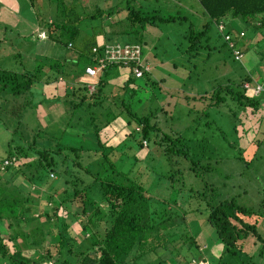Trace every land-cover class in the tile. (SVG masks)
Segmentation results:
<instances>
[{
    "label": "trees",
    "instance_id": "trees-1",
    "mask_svg": "<svg viewBox=\"0 0 264 264\" xmlns=\"http://www.w3.org/2000/svg\"><path fill=\"white\" fill-rule=\"evenodd\" d=\"M29 1L32 6L40 7L35 10L36 21L47 35L46 39L36 38L34 41L26 37L24 48H29L31 61L36 64L31 69L21 70L15 65L18 61H15L14 68L12 64H0V120L4 128L11 132V138L6 143L7 154L0 160V264H143L146 256L157 255L158 249L166 246L171 234L169 227L181 229L179 226L182 222L178 220L177 224L175 217L183 215L177 213L172 217L165 206L166 201L153 200L139 175L140 168L138 175L131 172L132 165L123 169L128 165L123 163L130 158L123 156L121 145H125L126 141L132 142L134 133L139 132L140 139H135L139 147L154 142L166 157L182 155L190 159L193 169L209 170L211 165L192 159L181 131L169 130L166 123L161 119H152L149 114L138 115L129 105L128 99L137 95V90L155 83L160 85L163 78L157 80L150 71L136 78L129 70L120 85L123 95L119 99L117 95L111 97L105 92L109 84L105 75L112 70L116 76H121L120 68L127 65L113 63L105 67L96 76L94 91L88 89L82 76L85 67L95 62L93 47L101 49L104 44L113 42L138 43L142 47L147 26L159 27V24L182 22L188 17L182 14H160L156 8L151 12L129 1L108 5L107 8L104 7L105 2L99 3L97 0ZM197 1L202 8L203 21L199 28L190 22L186 33L182 35L184 42L177 47L181 54L187 56L188 62L196 59L205 46L211 47L209 32L212 26L216 28V36L227 45L234 61L233 48L246 52V46L244 49L241 47L245 43L237 36L239 31L228 27L229 16L242 18L251 25L250 45L263 40L264 0ZM116 5H123L116 12L126 11L125 23L122 29L106 34L104 18H110L115 13ZM219 24L224 25V30H219ZM3 26L5 30L9 28ZM227 33L232 35L233 47L224 37ZM123 37L125 40L112 41V38ZM46 42L50 46L62 44L75 55L72 57L71 53H61L56 49V57L54 54L44 56L43 45ZM22 49L20 46L13 53L19 62V51ZM3 60L8 62L7 57ZM80 60H83L81 65ZM261 61L256 59V65L264 66ZM44 66H47L46 71ZM258 70L246 72L237 84L230 78L217 81L211 90L205 89L198 96L186 94L185 100L199 99L204 103L201 111L191 109L198 113V117L200 114L207 115L209 108L217 107L227 99L243 110L250 107L257 111L263 103L253 93V88L247 93L243 82L253 85L263 80ZM58 79L62 80L63 86L58 84ZM52 81L53 90L59 94L54 101L62 104L63 112L58 120L45 127L64 119L68 126L78 112L77 120L80 123L84 121L85 131L74 134L81 135L74 143L63 140L62 130L43 135L41 130L44 128L40 124L33 130L25 123L22 109L26 114L29 107H33L31 98L36 87L40 83L48 86V82ZM262 95L264 97V93ZM104 100L107 103L117 101L119 111L109 109ZM123 110L127 113L125 117L121 116ZM161 111L167 113L164 107H161ZM235 113L236 110L232 112ZM14 116L17 117L15 124L9 119ZM119 117L125 122V132L121 136L112 134L111 126ZM132 121L136 124L135 129L128 130ZM205 155L207 153L204 152L201 157ZM5 157L11 160L10 164L3 165ZM133 158L135 161L140 160L136 156ZM143 166L141 164L140 167L144 171L146 169ZM51 173L57 175L55 180L50 177ZM15 180H19V183ZM23 181L35 185L32 189L34 192L24 193L19 186ZM40 187H46L48 192L44 199H35L33 194L40 196ZM206 191L203 192L204 196ZM214 198L215 192L212 190L206 219L223 245L219 257L211 258L214 264H250L253 255L244 251L250 244L260 245L262 257L264 237L258 230L262 215L233 198L213 203ZM74 225L77 230L73 228ZM76 233H81L82 239L77 240ZM191 238H188L191 247L198 246L195 239ZM203 259L207 261L206 256ZM160 262L166 264L165 260Z\"/></svg>",
    "mask_w": 264,
    "mask_h": 264
},
{
    "label": "rangeland",
    "instance_id": "rangeland-1",
    "mask_svg": "<svg viewBox=\"0 0 264 264\" xmlns=\"http://www.w3.org/2000/svg\"><path fill=\"white\" fill-rule=\"evenodd\" d=\"M15 1L9 0L10 4L15 5L14 11L9 13V7L3 6L4 1L0 0V8L7 15L5 18L0 17V38H2L0 41V64H12L11 66L14 68V63L15 61L19 62V58L15 60L13 53L21 46L23 47L19 51L21 59L15 65L18 70L23 68L31 69L36 63L31 61V51H28L29 48L25 49L24 46L27 44L26 37L30 41H34L36 38L40 39L37 34L42 32V29L37 25L35 16V10H39L40 7L38 5L32 6L29 0ZM97 1L99 3L105 2L104 7L106 8L108 5L129 1L136 7L146 8L151 12L156 8L160 14H182L188 17L182 22L175 21L159 24L160 28L147 26L146 31L143 33V57L147 63H151L149 65L151 76L157 80H160V78L164 80L160 85L155 83L137 90V95L131 99L129 98L128 101L131 108L138 115L149 114L154 120L161 119L164 124L166 123L169 130L181 131L192 153V159L199 160L201 164L209 163L211 169L205 170L198 167L193 169L190 159L182 155L166 157L163 155L160 146L154 142H149L148 145L139 147L135 141V139H140L139 132L134 133L135 138L132 142L126 141L125 145H121L123 156L130 158V160L123 163L128 164L125 167L122 166L123 169L132 165L131 172L137 174L138 168H140L141 174L139 175L153 200L166 201L165 206L167 211L172 213V217H175L177 213L183 215L175 217L177 224H179L178 220L182 222L179 226L181 229L169 227L168 231L171 234L167 238L166 246L160 247L157 255L146 256L142 263L162 264L160 261L165 260L166 264H214L211 258L219 257L223 245L215 229L206 219L209 196L212 190L215 192L213 203L233 198L239 204L257 210L262 215L259 220L258 230L264 237L263 95H258L263 105L257 111H253L250 107L243 110L235 106L231 99H227L225 103L209 108L207 115L200 114L199 117L198 113L191 109H199L201 111L204 103L199 99L185 100L186 94L198 96V93H202L205 89L211 90L217 81H222L225 78H230L234 84H237L246 75V72L250 71L253 73L256 68H259L258 72L261 78H264V66L254 67L248 59L249 57L251 61L260 59L264 63V38L260 43L250 45L251 25L242 18L229 16L227 18L229 28L233 31H240L241 29L245 31V37H241L245 44L241 47L244 49V46H246L247 50L243 53L242 59L238 61L232 59L227 45L223 43L222 38L216 36V28L212 26L209 32L211 35V47L207 48L205 46L200 50L196 59L188 62L187 56L181 54L177 47L179 43L184 42L182 35L186 33L190 22L194 24L195 28H199L203 21L202 8L197 0ZM122 6L116 5L115 13L110 18H104L103 24L107 31L106 34L123 28L126 11L116 12ZM110 23L111 25H109ZM3 25L8 26L9 30H5ZM43 39L46 38H41V40ZM113 40L125 39L124 37L112 38ZM43 48L45 51L44 56H52L54 54L56 57L58 52H68L69 55L73 53L62 44L50 46L46 42ZM56 49L58 52H56ZM4 57H7L8 62L3 60ZM81 64H83V60H80ZM152 66H154L153 69ZM129 70L128 67L120 68L121 76L127 77ZM106 76L110 84L105 88V92L110 94V96L117 95L119 99H122L123 90L120 88L122 80H118L112 70L108 71ZM254 76L256 75L254 74ZM57 82L59 85H63V82ZM52 87H54V84ZM107 90L110 92H107ZM35 92V96L31 98L34 101L32 102L33 107H29L26 114L22 109L26 121L24 122L33 130L39 123L37 121L39 102L37 101L39 99L44 100V105L55 104L57 102L54 100L59 96L57 90L46 92L42 98H40L38 90H35ZM249 92L250 89H247V93ZM105 102L108 104L109 109L119 111V106H117L119 104H116L117 101L114 100L112 102L111 100L107 103L104 100ZM17 105L19 107L21 103ZM161 107L166 109V114L161 111ZM234 110H236V113L232 114ZM55 112L58 113V110H55ZM77 113L68 126L65 125L64 119L61 122H54L50 126L45 127L47 125L46 119L40 117L41 123L39 124H41V128H44L41 130V134L47 135L48 132L52 133L62 130L63 140L69 144L74 143V140L77 141L81 137V135L74 134H80V132L85 131L84 121L81 124L77 120ZM126 114V111H124L121 116L125 117ZM9 119L15 124L17 117L14 116ZM206 121H210V123ZM135 126V122L132 121L127 129L134 130ZM10 138L11 132L4 128L3 122L0 120V160L7 154L6 143ZM204 152L207 153L206 157H201ZM198 153L199 155H196ZM134 156L139 157L140 160L135 161ZM141 164L144 165L143 167L146 170H142ZM171 175L173 178H171ZM50 177L55 180L57 175L53 174ZM15 181L19 183V180ZM19 186L24 193L30 192L35 187V185H29L26 181L21 182ZM39 189L40 196L33 194V197L35 199L38 197L39 199H44L48 192L47 188L40 187ZM205 189L207 190L206 196L203 193ZM39 209H41L40 205ZM33 213L37 214L36 212ZM73 228L77 230L75 225ZM81 233H76L77 240L82 239ZM191 237L195 239L199 248L198 246L191 247L189 243V239H192ZM259 250V244H250V247L244 248V251L253 255L250 264H264V254L261 257ZM204 256H206L207 261L203 259Z\"/></svg>",
    "mask_w": 264,
    "mask_h": 264
},
{
    "label": "built area",
    "instance_id": "built-area-1",
    "mask_svg": "<svg viewBox=\"0 0 264 264\" xmlns=\"http://www.w3.org/2000/svg\"><path fill=\"white\" fill-rule=\"evenodd\" d=\"M219 30H224V25L219 24ZM38 37L46 38L45 31L39 32ZM238 38L244 37V30H240L237 34ZM225 39L228 40L229 45L233 47L234 42L232 40V35L225 34ZM92 53L94 54V63L85 67L83 80L90 91H94L96 84V76L102 73L105 67L113 63H122L130 67L132 74L136 78L143 76L145 71H150V63H147L143 57L142 47L138 43H128V42H113L104 44L103 48L99 49L97 47L92 48ZM233 54L236 60H241L243 57V52L239 48H233ZM93 81V82H92ZM243 87L250 89L253 88V93L255 95H262L264 93V79L252 83L243 82ZM11 163L10 159H4L3 165H8ZM53 176V174H50Z\"/></svg>",
    "mask_w": 264,
    "mask_h": 264
},
{
    "label": "crops",
    "instance_id": "crops-1",
    "mask_svg": "<svg viewBox=\"0 0 264 264\" xmlns=\"http://www.w3.org/2000/svg\"><path fill=\"white\" fill-rule=\"evenodd\" d=\"M4 2H3V6H7V7H9V10H8V12L9 13H12V11H14V4H10L9 3V0H3ZM15 1V0H14ZM15 4H16V1H15ZM6 12H4L3 10H2V8H0V17H3V18H5V17H7V15L5 14ZM13 21V20H12ZM24 25H25V23H23ZM38 25V24H37ZM32 26V25H31ZM39 26V25H38ZM241 30H243V29H241ZM245 32V31H244ZM245 37V36H244ZM38 40H41V39H38ZM251 42V41H250ZM250 46V45H249ZM75 54L74 53H72L71 54V56L73 57ZM70 56V57H71ZM71 57V58H72ZM249 59V61H250V63L251 64H253L254 65V67L255 66H257L256 65V61H251L250 60V57L248 58ZM149 63V62H148ZM151 64V63H150ZM257 64H259L258 62H257ZM153 67L154 66H152V69H153ZM257 67H259V66H257ZM43 69L46 71L47 70V66H44L43 67ZM259 69V68H258ZM248 73H250V71L248 72ZM117 78H118V80H123L124 79V77H122V76H117ZM261 78V77H260ZM82 79H83V76H82ZM59 80V79H58ZM59 81H62L61 79L59 80ZM93 82V81H92ZM94 83H96V81L94 82ZM48 84H50V85H48L47 86V84H45L46 86H47V88L45 87V85L43 86V84L41 83V87L40 88H37L36 87V91L38 90V93H39V95H40V98H42V96L45 94V92H49V91H51V90H53V87H52V85H53V81L52 82H48ZM57 84V83H56ZM110 84V83H109ZM108 84V85H109ZM63 86V85H62ZM107 87V86H106ZM107 92H110V91H108L107 90ZM35 94H36V92L34 93V95H33V97L35 96ZM44 100H41V99H39L37 102H39V109H38V113H37V121L39 122V123H41V121H40V117H43L44 119H46V123L48 124V123H51L52 121H54V120H58V118L60 117V115L62 114V112H63V106H62V104L60 103V102H57V103H55V104H49V105H44L43 102ZM55 110H58V113H56L55 112ZM77 117H78V113H77ZM38 123V124H39ZM41 125V124H40ZM111 126H112V128H113V133L112 134H116V135H119V136H121L122 135V133L123 132H125V122L119 117V118H117L115 121H113L112 123H111ZM116 140H117V138H116Z\"/></svg>",
    "mask_w": 264,
    "mask_h": 264
}]
</instances>
